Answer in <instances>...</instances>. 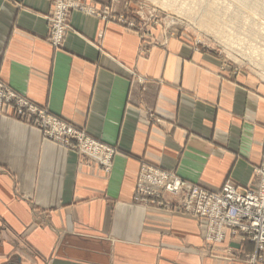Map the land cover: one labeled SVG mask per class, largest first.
I'll return each mask as SVG.
<instances>
[{
    "label": "crops",
    "instance_id": "crops-1",
    "mask_svg": "<svg viewBox=\"0 0 264 264\" xmlns=\"http://www.w3.org/2000/svg\"><path fill=\"white\" fill-rule=\"evenodd\" d=\"M106 2L77 0L55 48L53 0H0V79L117 149L106 171L0 114V264H264L230 233L208 245L206 219L133 203L142 161L211 191L255 184L264 85L180 36L143 51L137 31L91 14Z\"/></svg>",
    "mask_w": 264,
    "mask_h": 264
},
{
    "label": "rangeland",
    "instance_id": "rangeland-1",
    "mask_svg": "<svg viewBox=\"0 0 264 264\" xmlns=\"http://www.w3.org/2000/svg\"><path fill=\"white\" fill-rule=\"evenodd\" d=\"M56 3L57 0H53L52 12L47 16L50 24L48 40L52 46L60 48L67 33L73 30L72 25L69 23L70 11L72 9L81 10L84 7L77 6V0H63L67 11L64 21L68 28L64 33L61 45L56 46L50 41L53 39L52 18L56 13ZM98 12L100 14L94 12L91 14L100 16L105 20L116 21L128 29L137 31L145 42L142 48L143 51L150 50V48L152 50L156 46L166 45L170 35L180 36L191 41L195 50H205L219 56L224 61V67L229 68L233 74L245 73L264 85V0H108L105 4H101ZM153 30L159 31L163 35L165 40L163 43L153 40ZM0 84H3L5 88L7 86L11 88L1 79ZM18 95L25 99V102L21 105L25 109L24 114L19 109V115H14L13 104L16 105V103H13L12 106L4 103L0 114L13 116L20 121L35 126L41 131L44 138L54 141L53 138L48 137L47 132L52 131L53 125L49 122L46 123L45 120L39 124L40 118L35 115L41 116V114H34L31 110V105L35 103L28 99L26 95L21 93H18ZM35 105L38 106L37 104ZM44 110L48 116L61 118L58 115H54L48 108ZM41 124L43 126L49 124L51 126L50 130L43 129ZM69 124L73 125L72 123ZM73 128L75 129H73L75 134L63 132L62 137H60L63 140V144L56 143L66 149L76 150L82 154L95 155L96 159H92L98 162L104 170L109 171L110 167L108 165L111 164L113 157L117 153L116 147L100 141L101 144L110 147L114 153L111 155L109 150L103 149L104 151L101 150L92 155V151L83 144L88 139L93 141L94 139L90 138L84 130L77 128L75 125H73ZM65 136L70 137L65 138ZM108 154L111 156L110 161L108 160V157H110ZM263 167L264 153L261 164L254 169L257 177L255 184L243 186L227 180L219 191H211L199 184L186 181L178 174L173 173V171L142 161L135 185L133 203L159 207L172 213H187L196 218L206 219L207 232L205 241L208 245L223 243L227 233H230L233 237H240L243 240L253 242L258 250V243L248 234L250 233V228L236 230L234 229L236 226L233 227V224L218 227L219 224L221 225L224 222V214L220 213H224V198L227 196L226 185L230 183L237 191L245 195L252 193L258 196L261 194L260 191H264L262 185L264 180ZM178 179L181 180L183 185L180 195L171 193L168 189L155 184L159 180H164L167 183ZM141 187H147V190L143 192ZM260 197L262 199V196ZM260 205H262V201H260ZM260 205L252 206L248 210L247 215L241 220L246 219L243 222L250 223V219L247 220V218L252 217V213H264V208H260ZM227 208H230V206ZM203 210L209 213V217L204 216ZM231 211L234 210L232 209ZM252 219L254 223L255 218L252 217ZM263 221L264 219L261 220L260 224ZM222 229L223 237L217 239ZM211 234L212 237L209 240L208 237ZM260 238L261 233L259 240ZM259 252L264 253V249ZM261 257L259 256L258 258Z\"/></svg>",
    "mask_w": 264,
    "mask_h": 264
},
{
    "label": "built area",
    "instance_id": "built-area-1",
    "mask_svg": "<svg viewBox=\"0 0 264 264\" xmlns=\"http://www.w3.org/2000/svg\"><path fill=\"white\" fill-rule=\"evenodd\" d=\"M55 9H56V13L54 14L52 18L53 19V24H52L53 39H51L50 41L54 45L59 46L61 45L64 33L66 29L68 28V25L64 21V17L67 14V11H66V6L63 4V0H57ZM92 12L100 14L98 13V11L97 12L92 11ZM24 102H25V99L23 97H20L18 93L15 92L12 88L8 86L7 88H5L3 84H0V110L2 108V105H4V103H6L9 106H12L13 103H16V105L13 104L14 112H15L14 115L16 114L19 115L18 114L20 112L19 109H21V113L24 114L25 109L21 107L22 103ZM33 105H31L32 107L31 110L34 112V114L35 113L41 114V116L35 115L40 118L39 124L43 123V121L45 120L46 123L49 122L50 124L53 125L52 131H47V130H50L51 126L49 124H45L44 126L41 124L43 129H47L45 131L48 132V137L53 138L55 142H59L63 144V140L60 138L62 137L63 132H66L68 134H75V132L73 131L74 129L73 125L69 124L68 122L63 121L62 119L56 116H53V117L48 116L46 115V111L44 110V108L36 106V105L33 106ZM69 137L70 136H65V138H69ZM86 138H89V137H86ZM83 145L85 147H88L89 150L92 151L91 153L96 154L103 149L109 150L111 155L114 153V151H112L110 147L101 144L100 141L95 140V139L94 141L92 139H88ZM98 145H100V147H98ZM110 154L108 155L110 156ZM110 159H111V156L108 160L110 161ZM262 174L264 173L262 172ZM155 184L157 186H162L163 188L168 189L171 193L173 192L179 195L182 191V186H183L181 184L180 179L175 180L174 182L170 181L167 183L164 180H159V182H156ZM262 185H263V190H264V180L262 182ZM141 188L143 192L147 190V187H141ZM226 188H227V196H225L226 198H224V203H225L224 213H220V214H224V220H223L224 222L221 225L219 224L218 228H220L221 226L223 227L225 225H230V224H233V227L236 226L234 227V229L236 230L240 228L242 229L250 228V233L248 234H250V237H252V239L258 243V246H259L258 251L263 250L264 249V221L262 224L260 223H261V220L264 219V213H256V214L252 213V217L255 218L254 223H253L252 217L247 218V220L250 219V223H244L243 221H245L246 219L244 220H241V219H243L247 215V212H249L248 210H250L252 206H259L260 201H262V205H260L261 206L260 208L262 207L264 208V191H260L261 194H259L258 196H255L252 193L245 195L244 193L237 191L230 183L226 185ZM260 196H262V199ZM157 198H160V197H157ZM160 200L162 199L160 198ZM229 206L230 208H227ZM232 209L234 211H231ZM202 212L205 214L204 216H208L209 214L206 212V210H203ZM260 233H261V238L259 240ZM224 235H225V232H224ZM211 237H212V234L210 235V237H208V239L211 240ZM222 237H223V229L222 231L219 232V236L217 237V239H221Z\"/></svg>",
    "mask_w": 264,
    "mask_h": 264
},
{
    "label": "bare ground",
    "instance_id": "bare-ground-1",
    "mask_svg": "<svg viewBox=\"0 0 264 264\" xmlns=\"http://www.w3.org/2000/svg\"><path fill=\"white\" fill-rule=\"evenodd\" d=\"M255 7V6H254ZM97 147V146H96ZM98 147H100V145H98ZM94 149V148H93ZM96 149V148H95ZM91 154V153H90ZM93 155L95 154V153H92ZM110 157H108V159H109ZM174 173V172H173ZM172 172H171V174H173Z\"/></svg>",
    "mask_w": 264,
    "mask_h": 264
}]
</instances>
